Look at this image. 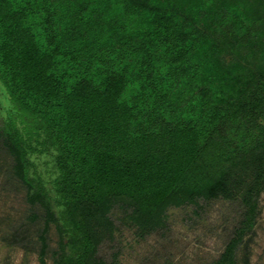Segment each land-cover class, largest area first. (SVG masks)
Instances as JSON below:
<instances>
[{"label": "trees", "instance_id": "16d2710c", "mask_svg": "<svg viewBox=\"0 0 264 264\" xmlns=\"http://www.w3.org/2000/svg\"><path fill=\"white\" fill-rule=\"evenodd\" d=\"M0 81V150L42 207L29 216L44 221L42 264L49 223L58 264H106L118 221L145 236L169 208L217 200L240 217L208 264H240L243 246L247 261L264 190V0H0Z\"/></svg>", "mask_w": 264, "mask_h": 264}, {"label": "rangeland", "instance_id": "374dc122", "mask_svg": "<svg viewBox=\"0 0 264 264\" xmlns=\"http://www.w3.org/2000/svg\"><path fill=\"white\" fill-rule=\"evenodd\" d=\"M6 92L0 81V117L7 114ZM37 163V170L48 176L51 159L42 155ZM10 164V157L0 150V264H42L41 239L36 229L42 228L44 221L40 216L34 222L29 219L32 212L42 213V207L29 201L24 184L9 177ZM47 184L50 186L49 178ZM167 214L166 228L145 236H140L135 226L118 221L120 229L114 240L105 242L100 249L105 263L208 264L224 251L240 217L237 204L224 200L213 201L200 215L190 206L171 207ZM47 228L44 264H58L54 250L59 248L61 233L56 223H49ZM18 232L32 236L35 243L16 241L13 236ZM248 236L247 261L243 246L238 253L239 263L264 264V190L255 226Z\"/></svg>", "mask_w": 264, "mask_h": 264}]
</instances>
